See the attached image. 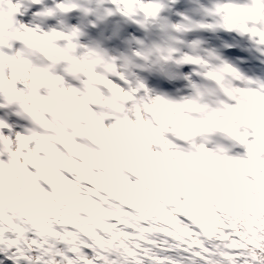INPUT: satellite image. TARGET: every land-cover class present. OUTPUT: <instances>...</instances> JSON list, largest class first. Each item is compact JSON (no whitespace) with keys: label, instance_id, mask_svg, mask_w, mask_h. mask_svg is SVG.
<instances>
[{"label":"clouds","instance_id":"obj_1","mask_svg":"<svg viewBox=\"0 0 264 264\" xmlns=\"http://www.w3.org/2000/svg\"><path fill=\"white\" fill-rule=\"evenodd\" d=\"M0 264H264V0H0Z\"/></svg>","mask_w":264,"mask_h":264}]
</instances>
